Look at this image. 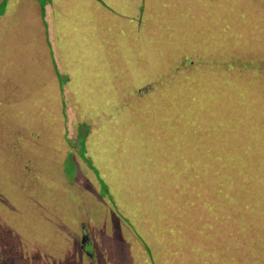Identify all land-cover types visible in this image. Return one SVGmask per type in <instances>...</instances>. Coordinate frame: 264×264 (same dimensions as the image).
Segmentation results:
<instances>
[{"label": "rangeland", "instance_id": "obj_1", "mask_svg": "<svg viewBox=\"0 0 264 264\" xmlns=\"http://www.w3.org/2000/svg\"><path fill=\"white\" fill-rule=\"evenodd\" d=\"M51 1L0 0L55 57L0 68V264H264V0Z\"/></svg>", "mask_w": 264, "mask_h": 264}, {"label": "crops", "instance_id": "obj_2", "mask_svg": "<svg viewBox=\"0 0 264 264\" xmlns=\"http://www.w3.org/2000/svg\"><path fill=\"white\" fill-rule=\"evenodd\" d=\"M50 2L52 1L50 0ZM1 20H3V17ZM41 24L42 26H40L37 20L36 23L33 24L34 29L31 28L32 31L30 32L31 23H29V32L24 37L20 35L17 37L14 30L11 35L15 34V37L12 36L11 41H9V39H11L9 32H11L12 26L10 27L9 32L5 35L8 41V53L6 54L5 62L1 60L0 54V68L12 67L11 69L14 70L10 72H12L13 76L23 77L29 80L31 70L35 72V70H39L41 66L48 68V65L51 64L53 60L55 61L50 35L51 32L49 31L50 24L46 13L44 17L42 15ZM36 34L42 38L41 41L37 39ZM2 46L0 52L2 51ZM29 46H32L33 49H30ZM17 60H19L21 65L16 64Z\"/></svg>", "mask_w": 264, "mask_h": 264}, {"label": "trees", "instance_id": "obj_3", "mask_svg": "<svg viewBox=\"0 0 264 264\" xmlns=\"http://www.w3.org/2000/svg\"><path fill=\"white\" fill-rule=\"evenodd\" d=\"M61 78H62V81L67 79V78L64 79L62 76H61ZM64 171H65V174L67 175L68 173L66 172V170H64ZM1 178H4V175L0 173V179H1Z\"/></svg>", "mask_w": 264, "mask_h": 264}]
</instances>
